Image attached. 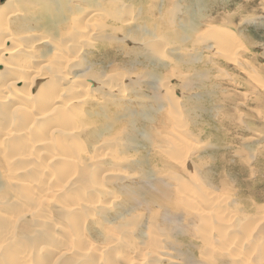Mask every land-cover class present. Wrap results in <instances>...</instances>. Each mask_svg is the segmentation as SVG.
Here are the masks:
<instances>
[{
    "label": "rangeland",
    "instance_id": "rangeland-1",
    "mask_svg": "<svg viewBox=\"0 0 264 264\" xmlns=\"http://www.w3.org/2000/svg\"><path fill=\"white\" fill-rule=\"evenodd\" d=\"M36 2L9 6L30 14ZM60 2L59 23L52 13L43 21L57 51L85 35V11L105 14L90 18L98 29L58 74L60 90L76 89L66 98L91 90L85 108L71 100L48 120L42 113L55 83L33 94L31 114L14 110L25 103L18 97L0 107V264H264V0ZM31 43L23 45L32 49L29 66L51 59L44 73L53 74L54 46ZM5 48L0 39L1 61H14ZM7 72L17 74L6 71L1 81ZM29 76L15 85L21 95ZM60 114L64 124L52 127ZM11 124L16 132L3 142ZM100 124L106 134L92 137Z\"/></svg>",
    "mask_w": 264,
    "mask_h": 264
},
{
    "label": "bare ground",
    "instance_id": "bare-ground-1",
    "mask_svg": "<svg viewBox=\"0 0 264 264\" xmlns=\"http://www.w3.org/2000/svg\"><path fill=\"white\" fill-rule=\"evenodd\" d=\"M9 1L10 0H5L4 2L3 1H0V39L2 40V44L3 45H5V49H4V51H3V54L4 55H7L8 57H12L13 55H15V60L14 61H9V62H6V63H4V61L2 62L1 61V59H0V65H2L3 66V69L2 70H0V78H2L1 76L2 75H4V72H6V71H13V74H15V73H17V74H15V75H13L12 76V79L11 78H9V75H8V72L6 73L8 76V78L9 79H5L4 80V82L3 81H1L2 79H0V81L3 83V88L1 89V92L3 93V95H1L0 94V107H2V106H4V103L5 102H7V101H9V98H16V97H18V98H20L22 101H24L23 103H24V105H22V106H16L15 108H14V110L15 111H18V112H20V111H24L25 113H28V114H31V112H33V110H34V107H35V100H34V98H33V94H37V93H44V89H42L43 87L45 88V84H47L46 86L48 87L49 85H52V84H54L55 83V87H53L52 88V86L50 87V88H52V89H54V92L53 93H51L50 94V98H48V99H46V101H47V107H45V108H47V110L48 111H46V112H44V113H42V117H46V119L48 118V117H50V113H52V112H54V111H62V109H64L65 107H67V106H69V105H71V104H73L75 101H77V102H75V103H80L81 105L82 104H87V102H88V91H90L91 89L90 88H87V89H83L82 87L78 90V91H80V95H76L75 97H76V99H69V98H66V95H65V93H69V92H73V91H75L76 89L75 88H70V89H68V90H66V89H64V88H61L62 90H60L59 88V86L57 85L58 84V81H59V76H58V74H59V70H62V68H60L61 66H70V65H72V64H74L77 60H78V58H80L77 54L78 53H80L79 51H81L82 50V48H85V45L88 43V39H89V37H91L92 36V34H93V31H95V25H94V27H92L91 26V23H92V20L90 19V18H93V21L94 20H100V19H104L105 18V14L102 12V11H99V12H96V11H94L92 14H90V13H88V12H90L91 11V9H89V10H87V11H85L84 13L86 14L85 16H89V18H87L86 20H82V22L84 21V22H86V26H85V28L83 29V31H86V33H85V35L84 36H82V37H80V39L78 40V39H76V36L75 37H72V38H70V39H66L67 40V50L66 51H64V49H62V50H59V51H57L58 50V48L60 47H58V48H56L57 46H55V44L56 43H52L53 42V40H51L50 39V36L49 35H44V33H45V29L43 28V27H45V28H47V26L48 25H51V24H47V23H45V22H43V21H45L46 20V18L47 17H49L50 16V13H52L53 15H52V17H51V20L53 21V22H57V23H59L58 22V17H60V15H62V10L60 9V7H61V2H60V0H39V3H35L33 6V10L32 11H30V14H28L27 12H26V14L24 13L25 11H22V10H20V6H18V7H10L9 6ZM97 1V0H96ZM114 2V1H113ZM125 2V1H124ZM19 3V2H18ZM80 3V2H79ZM87 3V2H86ZM89 3V2H88ZM59 4V6H57ZM91 4V3H90ZM120 4V3H119ZM51 5H53V6H51ZM92 5H94V4H92ZM112 5V4H111ZM116 5V4H115ZM131 5V4H130ZM134 5H135V3H134ZM246 5V4H245ZM17 6V5H16ZM50 7V8H48V7ZM85 6V5H84ZM83 6V7H84ZM120 6V5H119ZM121 6H122V4H121ZM102 7H104V5L102 6ZM108 7V6H107ZM109 7H110V5H109ZM109 7H108V10H109ZM132 7V6H131ZM134 7V6H133ZM88 8V7H87ZM93 8V7H92ZM115 8V7H114ZM119 8V7H118ZM138 8V7H137ZM140 8V7H139ZM32 9V8H31ZM151 9H153V8H151ZM150 9V10H151ZM104 10V9H103ZM113 10V9H112ZM137 10V9H136ZM139 10V9H138ZM149 10V9H148ZM77 11H80V10H77ZM121 11V10H120ZM130 11V10H129ZM237 11V10H236ZM67 12V11H66ZM168 12H169V10H168ZM167 12V13H168ZM68 13V12H67ZM150 13V12H149ZM170 13V12H169ZM134 14V13H133ZM137 14V13H136ZM148 14V13H147ZM146 14V15H147ZM181 14V13H180ZM200 14H202V13H200ZM71 15V14H70ZM144 15H145V13H144ZM153 15H154V13H153ZM23 16H25V17H23ZM102 16V17H101ZM117 16V15H116ZM115 16V17H116ZM143 16V15H142ZM148 16H149V14H148ZM177 16V15H176ZM254 16V15H253ZM72 17V16H71ZM107 17V16H106ZM109 17V16H108ZM119 17V16H118ZM144 17V16H143ZM180 17V16H179ZM178 17V18H179ZM129 18V17H128ZM134 18V17H133ZM140 18V17H139ZM183 18V17H182ZM181 18V19H182ZM50 19V18H49ZM110 19H112L111 17H110ZM116 19V18H115ZM118 19H120V18H118ZM130 19V18H129ZM128 19V20H129ZM180 19V20H181ZM184 19V18H183ZM90 20H91V23H90ZM125 20H127V17H126V19ZM134 20V19H133ZM136 20H137V18H136ZM145 20V19H144ZM74 21V20H73ZM79 21V20H78ZM130 21V20H129ZM183 21V20H182ZM185 21V20H184ZM260 21V20H259ZM49 22V21H48ZM71 22V21H70ZM112 22H114V20L112 21ZM118 22V21H117ZM123 22V21H122ZM140 22V21H139ZM187 22H188V20H187ZM76 23V22H75ZM78 23V22H77ZM94 23H96V22H94ZM93 23V24H94ZM104 23V22H103ZM102 23V24H103ZM126 23V22H125ZM186 23V22H185ZM56 24V23H55ZM72 24H73V22H72ZM92 24V25H93ZM116 24V23H115ZM137 24V23H136ZM139 24V23H138ZM142 24V23H141ZM140 24V25H141ZM165 24V23H164ZM163 24V25H164ZM186 24H188V23H186ZM45 25H47V26H45ZM79 25H80V23H79ZM109 25V24H108ZM189 25V24H188ZM199 25V24H198ZM203 25V24H202ZM83 26V25H82ZM110 26V25H109ZM191 26V25H190ZM200 26V25H199ZM198 26V27H199ZM70 27V26H69ZM73 27H75V26H73ZM102 27H104V26H102ZM108 27V26H107ZM129 27V26H128ZM132 27H133V25H132ZM171 27V26H170ZM188 27V26H187ZM197 27V28H198ZM218 27V26H217ZM37 29L33 34H29V32L30 31H32L33 29ZM43 28V29H42ZM49 28V27H48ZM67 28H68V26H67ZM97 28V27H96ZM105 28V27H104ZM113 28V27H112ZM141 28V27H140ZM172 28V27H171ZM174 28H175V26H174ZM81 29V28H80ZM79 29V30H80ZM98 29V28H97ZM103 29V28H102ZM111 29V28H110ZM114 29V28H113ZM120 29V28H119ZM134 29V28H133ZM138 29H139V27H138ZM187 29V28H186ZM69 30V32L70 31H72L70 28L68 29ZM116 30H117V27H116ZM129 30V29H128ZM131 30V29H130ZM129 30V31H130ZM146 30V29H145ZM177 30V29H176ZM221 30V29H220ZM47 31H48V29H47ZM59 31V30H58ZM58 31H56V32H58ZM65 31H67V30H65ZM64 31V32H65ZM103 32H104V29L102 30ZM115 31V30H114ZM133 31V30H132ZM142 31V30H141ZM179 31V30H178ZM178 31H177V33H175L174 32V34H178ZM184 30H182L181 32H183ZM195 31V30H194ZM38 32H39V34H38ZM55 32V31H54ZM64 32H60L59 31V33H58V35H60V33L62 34V33H64ZM68 32V31H67ZM117 32V31H116ZM118 32H119V30H118ZM190 32V31H189ZM212 32V31H211ZM224 32V31H223ZM52 33V32H51ZM72 33V32H71ZM70 33V34H71ZM75 33H76V31H75ZM105 33V32H104ZM103 33V34H104ZM112 33V32H111ZM121 33V32H120ZM131 33V32H130ZM134 33V32H133ZM145 33V32H144ZM164 33V32H163ZM180 33V32H179ZM46 34V33H45ZM65 34V33H64ZM101 34V33H100ZM105 34H107V33H105ZM123 34V33H122ZM125 34V33H124ZM146 34V33H145ZM148 34V33H147ZM212 34H213V32H212ZM57 35V36H58ZM63 35V34H62ZM66 35V34H65ZM64 35V36H65ZM99 35V34H98ZM128 35V34H127ZM130 35H132V34H130ZM135 35V34H134ZM160 35V34H159ZM163 35V34H162ZM164 35H165V33H164ZM167 35V34H166ZM170 35V34H169ZM183 35H185V33L183 34ZM183 35H182V37H183ZM210 35V34H209ZM216 35V34H215ZM230 35H231V33H230ZM53 36V35H52ZM96 36V35H95ZM123 36V35H122ZM125 36H126V34H125ZM136 36V35H135ZM138 36V35H137ZM168 36V35H167ZM175 36V35H174ZM208 36V35H207ZM43 37V38H42ZM59 37V36H58ZM93 37V36H92ZM103 38H104V35L102 36ZM115 37V36H114ZM117 37V36H116ZM115 37V38H116ZM233 37V36H232ZM108 38V37H107ZM114 38V39H115ZM120 38V37H119ZM118 38V39H119ZM123 38V37H122ZM144 38V37H143ZM176 38V37H175ZM185 38V37H184ZM19 39H22L20 42H21V46H20V44L19 43H17L18 41H19ZM28 39H34V41H33V43H31V41L32 40H30V42H29V40ZM54 39V38H53ZM95 39V38H94ZM106 39V38H105ZM110 39V38H109ZM108 39V40H109ZM113 39V38H112ZM132 39V38H131ZM145 39H146V37H145ZM148 39V38H147ZM154 39V38H153ZM169 39V38H168ZM203 39V38H202ZM212 39V38H211ZM214 39V38H213ZM235 39V38H234ZM57 40H58V38H57ZM56 40V41H57ZM62 40V39H61ZM64 40V39H63ZM104 40V39H103ZM111 40V39H110ZM109 40V41H110ZM117 40V39H116ZM135 40H136V38H135ZM138 40H139V38H138ZM152 40V39H151ZM183 40V39H182ZM208 40V39H207ZM65 41V40H64ZM133 41V40H132ZM203 41V40H202ZM224 41V40H223ZM35 42H40L41 44H44V45H46V43L47 44H52L53 46H54V52H53V54L55 55V56H57V61H56V63H55V71H53L54 73L53 74H51V75H48V74H45L44 73V69L45 70H47V69H49V70H51L52 71V67H53V65H52V60L50 59L49 60V62H48V64L46 63V65H43L42 67H40L39 68V70H37V69H34V68H32V67H30L29 66V61L32 59V57H33V55H32V49H30V51H28V50H25L24 48H23V45H25V44H27V43H31L29 46L30 47H33V46H36L37 47V45L39 44H37V43H35ZM55 42V41H54ZM168 42V41H167ZM183 42V41H182ZM185 42V41H184ZM225 42V41H224ZM223 42V43H224ZM141 43V42H140ZM168 43H170V42H168ZM229 43V42H228ZM120 44V43H119ZM185 44V43H184ZM226 44V43H225ZM173 45V44H172ZM179 45V44H178ZM178 45H177V47H178ZM180 45H182V43L180 44ZM179 45V46H180ZM224 45V44H223ZM231 45H232V42H231ZM51 46V45H50ZM49 46V47H50ZM95 46V45H94ZM94 46H92V47H94ZM228 46V45H227ZM39 47V46H38ZM41 47H42V45H41ZM91 47V48H92ZM156 47V46H155ZM160 47V46H159ZM181 47V46H180ZM193 47V46H192ZM88 48V47H87ZM173 48V47H172ZM175 48V47H174ZM39 49V48H38ZM47 49V48H46ZM66 49V48H65ZM177 49V48H176ZM188 49V48H187ZM198 49V48H197ZM231 49V48H230ZM230 49H229V52H230ZM43 50H44V48H43ZM85 50V49H84ZM136 50V49H135ZM178 50H181V49H179L178 48ZM184 50V49H183ZM183 50H182V52H183ZM202 50V49H201ZM200 50V51H201ZM232 50V49H231ZM48 51V50H47ZM165 51V50H164ZM203 51V50H202ZM233 51V50H232ZM49 52H50V50H49ZM90 52H91V50H90ZM160 52V51H159ZM87 53V52H86ZM144 53V52H143ZM201 53V52H200ZM19 54H22L23 56H24V58L23 59H21V60H19V59H17V56H19ZM47 54H48V52H47ZM229 54V53H228ZM231 54L233 55V57H234V53H232L231 52ZM230 54V55H231ZM46 55V54H45ZM44 55V56H45ZM81 55V54H80ZM138 55V54H137ZM187 55V54H186ZM193 55V54H192ZM6 56V57H7ZM82 56H84V55H82ZM161 56V55H160ZM236 56V55H235ZM48 57V56H47ZM82 58V57H81ZM196 59L198 58V54H197V56L195 57ZM200 58V57H199ZM197 59V60H199L200 61V59ZM48 59V58H47ZM234 59V58H233ZM80 60V59H79ZM83 60V59H82ZM85 60V59H84ZM158 59H156V61H157ZM172 60H174V59H172ZM204 60V59H203ZM155 61V60H154ZM162 61V60H161ZM154 63V62H153ZM159 63V62H158ZM170 63V62H169ZM163 64V63H162ZM165 64V63H164ZM77 65V64H76ZM79 65V64H78ZM91 65H93V64H91ZM81 66V65H80ZM87 66V65H86ZM164 66V65H163ZM92 67V66H91ZM93 68V67H92ZM81 69V68H80ZM83 69V68H82ZM90 69V68H89ZM103 69V68H102ZM68 70V69H67ZM78 70V69H77ZM79 71V70H78ZM86 71H87V69H86ZM89 71H91V70H89ZM93 71H94V69H93ZM130 71V70H129ZM83 72H85L84 70H83ZM132 72H133V70H132ZM145 72V71H144ZM37 73V74H36ZM65 73V72H64ZM91 73V72H90ZM93 73V72H92ZM130 73V72H129ZM140 73H142V72H140ZM139 74V73H138ZM18 75H20V76H18ZM29 75H32L31 76V79H30V81H28V82H30L29 84H30V91H26L25 92V94L24 95H21V93L22 92H24V91H21L20 90V87H19V85H18V87H19V90H18V88L16 89V87H15V85H16V83H18V82H22V81H24L25 80V82H26V80H28V78L30 77ZM45 75V76H44ZM93 75V74H92ZM98 75V74H97ZM100 75V74H99ZM127 75V74H126ZM137 75V74H136ZM171 75V74H170ZM186 75V74H185ZM27 76V77H26ZM67 76V75H66ZM89 76V75H88ZM87 76V77H88ZM94 76V75H93ZM130 76H131V74H130ZM133 76H134V73H133ZM153 76V75H152ZM184 76V75H183ZM11 77V76H10ZM75 77V76H74ZM80 77H82V75L80 76ZM97 77L98 76H96V78L95 79H97ZM101 78V77H100ZM111 78V77H110ZM136 78V77H135ZM134 78V79H135ZM40 79H44V81H45V83H43L42 81H39ZM71 79V78H70ZM76 79H77V77H76ZM80 78L78 77V79L77 80H79ZM83 79H84V77H83ZM85 79H87L86 77H85ZM99 79V78H98ZM101 80V79H100ZM148 81H149V79H147ZM170 80V79H169ZM171 80H173V79H171ZM175 80V79H174ZM61 81V80H60ZM84 81V80H83ZM92 81V80H91ZM94 81V80H93ZM92 81V82H93ZM108 81V80H107ZM151 81V80H150ZM42 82V83H41ZM62 82V81H61ZM64 82V81H63ZM63 82H62V84H63ZM154 82H156V80L154 81ZM83 83V82H82ZM172 83H173V81H172ZM172 83H171V85H172ZM49 84V85H48ZM0 85H1V83H0ZM22 85H24V84H22ZM21 85V86H22ZM43 85V86H42ZM64 85V84H63ZM70 85H72V84H70ZM70 85H68L67 84V86L69 87ZM82 85V84H81ZM170 85V86H171ZM33 86L35 87H37V89H34L33 88ZM85 86V85H84ZM136 86H137V84H136ZM139 86V85H138ZM62 87V86H61ZM34 89V91H33V89ZM49 88V87H48ZM49 88V89H50ZM159 88V87H158ZM88 89H90V90H88ZM168 89H169V87H168ZM60 90V91H59ZM116 90V89H115ZM96 91V90H95ZM94 91V92H95ZM102 91V90H101ZM104 91V90H103ZM46 92V91H45ZM48 92V91H47ZM134 92H135V90H134ZM136 92H137V90H136ZM91 93V92H90ZM106 94V93H105ZM120 94V93H119ZM152 94V93H151ZM157 95V94H156ZM74 96V95H73ZM94 96V95H93ZM151 96V95H150ZM153 96V95H152ZM158 96V95H157ZM48 96L47 95H45L44 96V98H47ZM140 97V96H139ZM157 98V97H156ZM154 99V98H153ZM71 100H72V102L73 103H71ZM111 100H113V98L111 99ZM134 100V99H133ZM157 100V99H156ZM159 100V99H158ZM98 101H100L99 102V107H101L100 106V103H102L101 101V99L99 98V99H97L96 100V103L98 102ZM148 101V100H147ZM160 101V100H159ZM45 102V101H44ZM103 102L105 103V101L103 100ZM110 102V101H109ZM113 103V102H112ZM14 103H8V106H12ZM80 105V106H81ZM104 105H106V103L104 104ZM83 106H85V105H82L81 107H83ZM107 106V105H106ZM44 107V106H43ZM86 107V106H85ZM85 107H83V108H85ZM102 108H104V107H102ZM67 112V111H66ZM122 112V111H121ZM58 113V112H57ZM60 113V112H59ZM65 113V112H64ZM68 113V112H67ZM83 113V112H82ZM79 114V113H78ZM82 115V114H81ZM86 116V115H85ZM130 116H133V115H131L130 114ZM134 117V116H133ZM53 118V117H52ZM75 118V119H74ZM73 118V120H74V123H75V125H76V127L78 126V124L75 122V121H77V122H79L80 120H78V118L77 117H74ZM79 119H80V117H79ZM84 120H81L82 121V126H84L85 125V123H86V119L85 118H83ZM48 120V119H47ZM63 120H64V114H60V117L58 118V119H54V121H52V123H50L51 124V126L52 127H58V126H61V125H63L64 123H62L63 122ZM80 121V122H81ZM133 122H135V121H133ZM107 123V122H106ZM101 125V124H100ZM131 126H133L132 125V122H131V124L129 125V128L131 127ZM98 128H96V130H94V131H92L93 129H90L91 131H89V133H90V135L92 136V137H95V138H102L106 133H104V124L103 125H101V126H97ZM89 128V127H88ZM106 128H108V126H106L105 127V129ZM16 126L14 125V124H11L10 125V127L8 128V130L4 133V138H3V142H5L7 139H8V137L10 136V135H12L13 133H15L16 132ZM63 129V128H62ZM64 129H66L67 130V128H65L64 127ZM103 129V130H102ZM131 129V128H130ZM1 130H2V128H1ZM66 130H62L63 132H65ZM53 131H56V129L54 128V130ZM22 132V134H23V131H21ZM126 132V131H125ZM2 134V133H1ZM53 134H54V132H53ZM118 134V133H117ZM126 135V134H125ZM66 136V135H65ZM64 136V137H65ZM125 137V136H124ZM130 137H131V134H130ZM132 138V137H131ZM130 139V138H129ZM69 144V143H68ZM27 146V145H26ZM192 146L193 145H189V147L188 148H192ZM61 147V146H60ZM63 147V146H62ZM77 147V146H76ZM193 147H195V146H193ZM70 148V147H69ZM193 149V148H192ZM78 150H80V149H78V147H77V151ZM189 150V149H188ZM79 152V151H78ZM77 153V152H76ZM79 156H80V158L81 157H83V154H82V151L81 152H79V154H78ZM7 157V156H6ZM25 158H27V157H25ZM105 156H103V157H101L100 159L102 160V161H104L105 160ZM71 159H72V157H71ZM74 159V158H73ZM72 159V160H73ZM10 160V161H9ZM75 160V159H74ZM8 161H9V163H11L12 162V160L11 159H8ZM178 161H176V163H177ZM46 169H49V166H47V168ZM105 171V170H104ZM181 181V180H180ZM97 187V186H96ZM46 192H49V193H51L52 195H53V193L52 192H50V191H48V190H46ZM45 192V193H46ZM48 194V193H47ZM189 195V194H188ZM113 199V198H112ZM114 199H116V198H114ZM100 201V200H99ZM132 201V200H131ZM220 201V200H219ZM218 201V202H219ZM111 202H113L114 203V200L113 201H111ZM117 202V201H116ZM128 202V201H127ZM130 202V201H129ZM211 203V202H210ZM214 203V202H213ZM128 204V203H127ZM127 204H126V207H129V206H131V205H129V206H127ZM102 206V204H99L98 203V206L96 205V204H94V210H97L99 207H101ZM123 206V205H122ZM124 206H125V204H124ZM93 207V206H92ZM196 207V206H195ZM121 208V207H120ZM122 208H124V207H122ZM209 208H211V207H209ZM208 208V209H209ZM213 208V207H212ZM212 208L210 209L212 212H213V210H212ZM106 209V208H105ZM126 209V208H125ZM195 209V208H194ZM197 211V210H196ZM203 211V210H202ZM210 211V212H211ZM108 212V211H107ZM210 212H202V213H205L206 214V216H210L209 214H210ZM232 213H234L233 211H231ZM199 213V212H198ZM204 214V215H205ZM227 215V214H226ZM233 214H230L229 216H232ZM166 216V215H165ZM199 216V215H198ZM170 217V216H169ZM168 217V218H169ZM168 218H166L165 220L167 221V219ZM209 218V217H208ZM230 218V217H229ZM170 220V219H169ZM168 220V221H169ZM230 220V219H229ZM173 221V220H172ZM222 222V221H221ZM228 221L226 220V223H227ZM231 222V221H230ZM230 222H228L227 224H226V227L227 228H230L231 227V223ZM173 223V222H172ZM207 228V227H206ZM178 229H180V228H178ZM210 236V235H209ZM232 238V237H231ZM219 239V238H218ZM173 240V239H172ZM170 242H171V239H170ZM169 242V243H170ZM159 243V242H158ZM210 244V246H211V242L209 243ZM208 244H206L205 246H207ZM214 245H216V244H214ZM223 245V244H222ZM208 247H209V245H208ZM207 247V248H208ZM212 248V247H211ZM156 249V248H155ZM140 250V249H139ZM150 250V249H149ZM159 252V251H158ZM226 252V251H225ZM224 252V253H225ZM215 253V252H214ZM222 253V252H221ZM155 254V253H154ZM148 255V254H147ZM163 255V254H162ZM168 255V254H167ZM143 256H144V258H145V254H143ZM178 256V255H177ZM226 256H227V253H226ZM162 257V256H161ZM204 257V256H203ZM223 257V256H222ZM164 258V257H163ZM162 258V259H163ZM225 258V257H224ZM237 258H238V256H237ZM143 259V258H142ZM226 261V260H225ZM133 263V262H132ZM134 264V263H133ZM139 264H141V262L139 263Z\"/></svg>",
    "mask_w": 264,
    "mask_h": 264
}]
</instances>
